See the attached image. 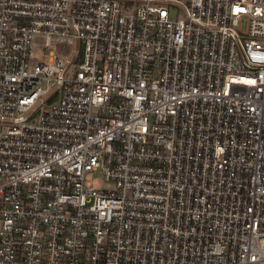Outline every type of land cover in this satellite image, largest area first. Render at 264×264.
I'll return each instance as SVG.
<instances>
[{
	"label": "built area",
	"instance_id": "2783aa9c",
	"mask_svg": "<svg viewBox=\"0 0 264 264\" xmlns=\"http://www.w3.org/2000/svg\"><path fill=\"white\" fill-rule=\"evenodd\" d=\"M0 264H264V0H0Z\"/></svg>",
	"mask_w": 264,
	"mask_h": 264
},
{
	"label": "rangeland",
	"instance_id": "374dc122",
	"mask_svg": "<svg viewBox=\"0 0 264 264\" xmlns=\"http://www.w3.org/2000/svg\"><path fill=\"white\" fill-rule=\"evenodd\" d=\"M244 29H246V22L244 23ZM61 47L64 48L62 54H65L67 50L72 48V46L70 44H67V43L61 45Z\"/></svg>",
	"mask_w": 264,
	"mask_h": 264
}]
</instances>
